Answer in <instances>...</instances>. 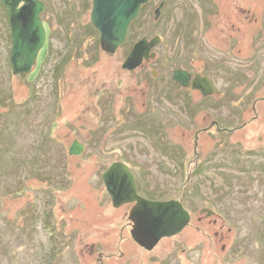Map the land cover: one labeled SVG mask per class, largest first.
Wrapping results in <instances>:
<instances>
[{
  "label": "rangeland",
  "instance_id": "rangeland-1",
  "mask_svg": "<svg viewBox=\"0 0 264 264\" xmlns=\"http://www.w3.org/2000/svg\"><path fill=\"white\" fill-rule=\"evenodd\" d=\"M40 1L46 43L21 75L0 5V264H264V0H236V29L213 50L203 37L205 56L230 67L205 73L217 87L206 101L170 94L146 64L122 70L146 21L111 55L92 0ZM115 163L142 197L182 203L189 226L140 248L133 206L114 208L103 181Z\"/></svg>",
  "mask_w": 264,
  "mask_h": 264
},
{
  "label": "water",
  "instance_id": "water-1",
  "mask_svg": "<svg viewBox=\"0 0 264 264\" xmlns=\"http://www.w3.org/2000/svg\"><path fill=\"white\" fill-rule=\"evenodd\" d=\"M149 0H92L91 21L100 34L101 49L115 54L126 42L131 23L138 18L141 7ZM7 11L11 30V70L14 75L30 74L47 35L41 14L46 6L40 0H0ZM155 42L143 38L137 42L122 65L123 71L133 72L153 57ZM189 76L176 72L174 80L188 86ZM193 88L205 97L215 94L209 78L197 76ZM84 146L74 142L71 156H80ZM103 181L114 208L133 205L129 219L133 241L147 252H152L164 239L180 235L190 224L191 215L179 201H152L138 194L135 176L129 166L115 163L104 173ZM208 216L212 211L205 210Z\"/></svg>",
  "mask_w": 264,
  "mask_h": 264
},
{
  "label": "flooded vegetation",
  "instance_id": "flooded-vegetation-1",
  "mask_svg": "<svg viewBox=\"0 0 264 264\" xmlns=\"http://www.w3.org/2000/svg\"><path fill=\"white\" fill-rule=\"evenodd\" d=\"M236 13V0H149L141 7L138 18L129 26L128 36L123 46L128 43L135 26L140 21H146L151 35L143 38L155 43L151 50L153 57L150 61L144 62L141 67L146 64L154 73L166 74V84L171 91L170 94L174 90L192 92L199 95L202 98L201 101H206L213 95L205 97L199 90L193 88L196 77L200 75L206 77L205 73L212 71L211 68L215 69L218 65L226 73L230 71V67L223 60L213 61L215 55L206 57L205 55L208 54L203 51L201 42L203 37L207 36L208 46L213 50L218 35L223 36L221 39H227L228 31L234 33L236 29ZM227 14L229 16L232 14L231 21ZM135 44L129 49L128 55ZM125 72L133 73L134 71ZM176 72H183L189 76L187 87L174 80ZM208 78L213 83L216 93L215 82L209 76ZM173 99L177 100V98ZM218 131L228 133L230 136L234 129Z\"/></svg>",
  "mask_w": 264,
  "mask_h": 264
},
{
  "label": "trees",
  "instance_id": "trees-1",
  "mask_svg": "<svg viewBox=\"0 0 264 264\" xmlns=\"http://www.w3.org/2000/svg\"><path fill=\"white\" fill-rule=\"evenodd\" d=\"M1 5V4H0Z\"/></svg>",
  "mask_w": 264,
  "mask_h": 264
}]
</instances>
